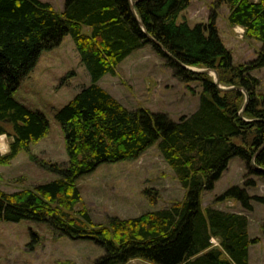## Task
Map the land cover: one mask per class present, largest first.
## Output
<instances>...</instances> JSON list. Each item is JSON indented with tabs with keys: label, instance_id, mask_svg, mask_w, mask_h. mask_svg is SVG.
<instances>
[{
	"label": "trees",
	"instance_id": "trees-1",
	"mask_svg": "<svg viewBox=\"0 0 264 264\" xmlns=\"http://www.w3.org/2000/svg\"><path fill=\"white\" fill-rule=\"evenodd\" d=\"M191 0H63L54 10L41 0H0V136L10 139L0 155L5 165L48 131L38 109L14 98L20 81L40 53L71 35L90 82L54 112L66 155L63 166L48 165L56 178L14 193L0 192V221L46 224L69 240H88L103 249L93 264H127L142 259L153 264H248L251 239L248 219L212 207L203 211L201 195L214 188L232 158L264 168V106L256 95L259 80L251 71L264 66V0H223L228 22L261 42L255 59L235 64L221 41L216 11L190 26L178 21ZM84 26L90 32H84ZM147 33L181 63L216 70L219 84L244 91L221 90L209 73L187 69L169 57ZM151 44L174 75L201 85L197 108L178 120L148 108H128L98 81L134 50ZM185 191L167 208L134 218H110L94 224L82 203L77 181L101 164L138 159L155 145ZM256 175L264 172L252 169ZM245 185L253 186L247 180ZM233 199L247 211L250 197L237 186L218 201ZM264 233V232H263ZM217 241L213 246L211 240Z\"/></svg>",
	"mask_w": 264,
	"mask_h": 264
},
{
	"label": "rangeland",
	"instance_id": "rangeland-1",
	"mask_svg": "<svg viewBox=\"0 0 264 264\" xmlns=\"http://www.w3.org/2000/svg\"><path fill=\"white\" fill-rule=\"evenodd\" d=\"M41 1L48 2L56 11L62 9L63 0ZM213 9L217 14L219 37L231 52L233 63L255 59L261 42L247 37L241 26L228 22L229 9L223 0H191L178 21L185 20L190 26L204 23ZM83 29L90 32L86 26ZM251 73L259 80L255 92L264 106V66ZM210 75L213 77L212 73ZM89 82V74L80 62L71 35L66 34L56 47L40 53L13 96L27 107L41 111L48 120V131L38 142L0 165V192L9 194L32 189L56 178L47 166H63L67 158L54 112ZM98 83L128 108H148L165 113L173 120L197 108L201 90L196 80H179L166 58L150 43L131 52L117 64L114 74H105ZM9 143V138L0 136V155L7 152ZM253 163L252 160L250 166L255 169ZM250 166L239 158H232L214 188L202 193L201 207L203 211L212 207L245 215L249 236L257 240L249 248L248 264H264V175L250 173ZM247 180L252 181L253 186L245 185ZM232 186L246 191L250 211L233 199L218 201ZM77 187L82 203L75 209H85L92 222L101 226L107 225L110 218L129 219L167 208L182 201L185 195L156 144L136 160L101 164L91 174L78 179ZM211 243L218 245L214 239ZM103 253L93 242L69 240L43 223L0 221V264H93ZM127 264L153 263L133 259Z\"/></svg>",
	"mask_w": 264,
	"mask_h": 264
},
{
	"label": "water",
	"instance_id": "water-1",
	"mask_svg": "<svg viewBox=\"0 0 264 264\" xmlns=\"http://www.w3.org/2000/svg\"><path fill=\"white\" fill-rule=\"evenodd\" d=\"M134 3H135V0H130V4H131V10H132V13H133V15L135 16V18H136V20H137V22L142 26V28L144 29V26H143V24H142V22H141V20L138 18V16H137V14H136V12H135V10H134ZM147 35H148V37H149V39H151L155 44H157L169 57H171L173 60H175L178 64H180L181 66H183V67H185V68H187V69H190V70H192V71H195V72H203V73H212L213 74V77H214V83L221 89V90H229V89H238V90H242V91H244L243 90V88H241L240 86H229V87H224V86H221L220 84H219V79H218V74H217V72H216V70H213V69H210V68H199V69H195V68H193V67H191V66H187V65H185V64H183V63H181L178 59H176L172 54H170L163 46H162V44L161 43H159L156 39H154L153 37H151L148 33H147ZM244 94H245V102H244V106H243V108L241 109V111H240V115L242 114V112H243V110H244V108H245V105H246V103H247V101H248V98H249V96H248V93L246 92V91H244ZM264 149V144L258 149V151L256 152V154L255 155H258V153H260V151H262ZM253 165H254V167H255V169H257V170H262L263 172H264V169H262V168H260L259 166H257V165H255L254 163H253Z\"/></svg>",
	"mask_w": 264,
	"mask_h": 264
}]
</instances>
